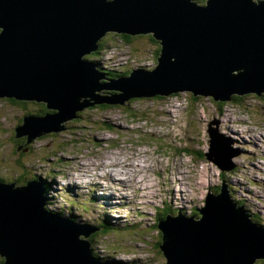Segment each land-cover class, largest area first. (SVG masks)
<instances>
[{
  "label": "water",
  "instance_id": "95a60500",
  "mask_svg": "<svg viewBox=\"0 0 264 264\" xmlns=\"http://www.w3.org/2000/svg\"><path fill=\"white\" fill-rule=\"evenodd\" d=\"M110 33L154 38L161 47L155 68L104 82L107 75L86 57ZM106 90L117 93L101 94ZM185 92L215 102L263 96L264 0H0V99L43 103L52 111L24 116L17 138L30 143L64 131L95 105ZM208 134L207 159L233 170L239 152L218 128L210 125ZM39 183L0 181L5 263L115 264L94 254L88 239L94 231L45 209ZM196 211L199 219L178 212L159 222L166 264L264 260V225L232 198L226 183L217 194L209 191Z\"/></svg>",
  "mask_w": 264,
  "mask_h": 264
},
{
  "label": "rangeland",
  "instance_id": "374dc122",
  "mask_svg": "<svg viewBox=\"0 0 264 264\" xmlns=\"http://www.w3.org/2000/svg\"><path fill=\"white\" fill-rule=\"evenodd\" d=\"M122 36L111 33L105 38L98 56L102 67L123 71L157 64L159 45L151 38ZM108 93L117 91L102 94ZM240 98L196 101L185 92L131 100L125 109L94 106L85 109L81 119L65 123L70 127L64 131L20 145L14 142V129L35 105L0 99V179L24 185L19 183L22 178L39 177L51 184L46 195L55 202L52 209L72 214L81 223L106 220L116 231L93 237L99 256L123 260L122 264H166L157 218L161 215L164 221L167 213L177 217L178 209L185 218L198 215L208 192L219 191L222 180L264 225V94ZM210 125L232 141L231 149L241 152L232 159L233 172L224 171V177L205 156ZM117 178L125 182L117 185ZM97 181L102 183L96 186ZM76 184L80 186L73 189ZM112 192L117 198L110 202Z\"/></svg>",
  "mask_w": 264,
  "mask_h": 264
},
{
  "label": "trees",
  "instance_id": "16d2710c",
  "mask_svg": "<svg viewBox=\"0 0 264 264\" xmlns=\"http://www.w3.org/2000/svg\"><path fill=\"white\" fill-rule=\"evenodd\" d=\"M194 1H196V2H198L199 4H205V2H206V0H194ZM122 37H124L125 39H131L132 37H130V36H125V35H123ZM149 38H151V40H152V42L153 43H157L158 45H159V48H158V50L156 51V54L159 56V53H160V49H161V47H160V44L156 41V40H154V38H152L151 36H148ZM98 52V51H97ZM96 52V54H98ZM90 58H92V57H95V55L93 54L92 56H89ZM157 63V62H156ZM155 66V65H154ZM108 74H109V76L110 77H112V78H115V77H118V76H123V75H128V74H130V72L128 71L127 72V70H124V72H122V73H112V72H108ZM192 96H193V99H195L196 101L198 100L193 94H191ZM163 97H165V96H157V97H154V98H158V99H161V98H163ZM154 98H150V99H154ZM233 99L234 100H238V99H241L240 97H233ZM9 102H11L12 104H15V105H20V106H27L28 104H34L35 105V111L34 110H32V111H30V112H28V113H26V115H35V116H45L47 113H49V112H51L48 108H47V106L45 105V104H43V103H35V102H20V101H16V100H14V99H7ZM133 101L134 100H136V99H132ZM132 104V101L130 100V101H128L127 103H125L124 105H109V104H103V105H95V106H97V109H109V108H111L112 107V109H115L116 107H119V108H121V109H125V108H127L128 107V105L127 104ZM129 104V105H130ZM94 107V106H93ZM114 107V108H113ZM89 108H91V107H89ZM146 112V111H145ZM79 114H80V117L79 118H77L76 120H79V119H81L82 118V116H83V114L84 113H80L79 112ZM25 116V115H24ZM143 118V120L146 118V117H142ZM22 122V121H21ZM21 124V123H20ZM67 127L69 128L70 126L69 125H67ZM47 135H49V134H47ZM44 136H46V135H44ZM43 137V136H42ZM13 138H14V142L16 143V142H18V144L20 145V143L21 142H23V143H25V144H27L28 143V140H27V138L26 137H22V138H17L16 137V132H15V129H14V133H13ZM26 138V139H25ZM27 147L24 145V147H23V150H25ZM181 151V154L183 153V152H190V153H192L191 151H189L188 149H186L185 151H182V150H180ZM235 169V168H234ZM233 169V170H234ZM233 170H231L230 171V173H232L233 172ZM225 174L226 173H222V176L224 177L225 176ZM38 177H36V178H31V179H28V180H26L25 179V177L24 178H22V180L21 181H19V183H24V184H27L29 181H33L34 179H37ZM1 180V179H0ZM218 192V191H217ZM48 199V198H47ZM48 201H50V199H48ZM240 204H243L241 201L239 202ZM48 208H49V206H48ZM50 209V208H49ZM167 213V212H166ZM167 214H169V213H167ZM166 214V215H167ZM166 215H164V217L166 216ZM195 215H196V213H195ZM197 217H198V215H197ZM161 218H163V216H161L160 215V217L159 218H157V223H158V221H159V219H161ZM255 221H257V217L255 218ZM258 222V221H257ZM101 226H103L105 229H107V228H109V226L105 223H102L101 224ZM104 233V232H103ZM96 254V253H95ZM1 257V256H0ZM0 264H6L5 263V259L3 258V257H1V260H0ZM260 264H264V261H262V263H260Z\"/></svg>",
  "mask_w": 264,
  "mask_h": 264
},
{
  "label": "bare ground",
  "instance_id": "6f19581e",
  "mask_svg": "<svg viewBox=\"0 0 264 264\" xmlns=\"http://www.w3.org/2000/svg\"><path fill=\"white\" fill-rule=\"evenodd\" d=\"M154 57V56H153ZM222 122H224V120H222ZM233 133V132H232ZM251 139V138H250ZM253 139V138H252ZM251 139V140H252ZM253 142H259V140H257L256 138H254V140H252ZM261 148V147H260ZM234 159V158H233ZM73 174H75L76 176H77V174L76 173H73ZM86 175L84 174V176H79V178L80 179H83L84 177H85ZM99 178L100 177H104L103 175H99L98 176ZM91 178V177H90ZM95 178V177H94ZM76 179H78V178H76ZM92 179V178H91ZM77 181V180H76ZM87 183H91V181L90 180H88V181H86ZM122 182H124L123 181V179L122 178H117V181H116V183L115 184H117V185H119L120 183H122ZM102 182H100V181H97V182H95V184L94 185H100ZM109 183V182H108ZM77 185V184H76ZM92 186V185H91ZM234 187V186H233ZM235 188V187H234ZM93 189V188H92ZM105 189V188H104ZM91 190V189H90ZM94 190H96V189H94ZM122 196H124V195H122ZM115 198H117L116 196H115V194H113V192L112 193H110V195L108 196V200L111 202V201H113V199H115ZM105 203V202H104ZM106 204L108 205V203L106 202ZM257 210V209H256ZM186 217V216H185Z\"/></svg>",
  "mask_w": 264,
  "mask_h": 264
}]
</instances>
